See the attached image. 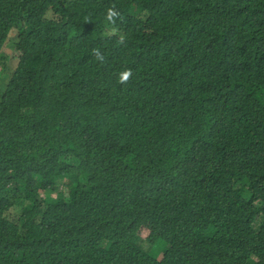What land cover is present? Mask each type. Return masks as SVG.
<instances>
[{
	"label": "trees",
	"instance_id": "16d2710c",
	"mask_svg": "<svg viewBox=\"0 0 264 264\" xmlns=\"http://www.w3.org/2000/svg\"><path fill=\"white\" fill-rule=\"evenodd\" d=\"M21 37L0 264H264V0H0Z\"/></svg>",
	"mask_w": 264,
	"mask_h": 264
},
{
	"label": "clouds",
	"instance_id": "9594fccd",
	"mask_svg": "<svg viewBox=\"0 0 264 264\" xmlns=\"http://www.w3.org/2000/svg\"><path fill=\"white\" fill-rule=\"evenodd\" d=\"M118 19L122 20V15L120 11L116 8V6L112 5L108 7L106 9V14L104 16V20L106 22L105 35L109 38H111L112 36H118L117 43L124 44L126 40V36L122 33H119L118 29L115 27ZM92 55L98 63L103 64L106 62V58L99 48L92 49ZM132 77H133V70L131 68L125 69L119 73L118 83L121 85H127L131 82Z\"/></svg>",
	"mask_w": 264,
	"mask_h": 264
},
{
	"label": "rangeland",
	"instance_id": "374dc122",
	"mask_svg": "<svg viewBox=\"0 0 264 264\" xmlns=\"http://www.w3.org/2000/svg\"><path fill=\"white\" fill-rule=\"evenodd\" d=\"M28 42H29L28 38L21 37L17 40L16 45H14V47L12 46L11 43H8L5 46L4 53L6 54L7 59L0 61V91H2L5 88L10 75L14 71L16 65L18 64L17 59L14 57L17 54V50L19 51L23 50L27 46ZM61 190L64 191V188L62 187ZM44 196L47 198L53 197L51 195V192H45ZM14 213L18 215L17 211H15ZM147 235H148L147 231L143 230L142 236L146 238Z\"/></svg>",
	"mask_w": 264,
	"mask_h": 264
}]
</instances>
